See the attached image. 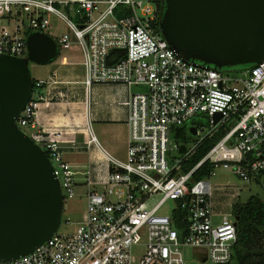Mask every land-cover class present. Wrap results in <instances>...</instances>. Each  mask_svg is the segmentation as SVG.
<instances>
[{
    "label": "built area",
    "instance_id": "1",
    "mask_svg": "<svg viewBox=\"0 0 264 264\" xmlns=\"http://www.w3.org/2000/svg\"><path fill=\"white\" fill-rule=\"evenodd\" d=\"M164 1L0 0V55L25 58L28 35L54 38L50 27L56 18L77 43L87 88L108 82L141 88L127 102L126 159L105 154L107 177L100 191L88 193L82 219L32 253L0 264H187L186 248L205 253L210 264L232 261L236 220L217 213L211 178L222 169L264 192V62L232 71L183 59L160 32ZM56 42L59 50L68 48L70 37L63 34ZM46 83L36 81L16 125L55 162L64 203L75 196L74 173L62 158L60 135L39 129L36 117L48 97L40 92ZM197 117L207 120L204 133ZM193 119L197 139L192 146L181 144L176 134ZM218 135L185 171L203 141ZM206 162L210 176L194 180ZM154 196L160 199L149 207ZM168 201L174 208L160 215ZM178 209L184 212L181 230L173 218Z\"/></svg>",
    "mask_w": 264,
    "mask_h": 264
},
{
    "label": "water",
    "instance_id": "2",
    "mask_svg": "<svg viewBox=\"0 0 264 264\" xmlns=\"http://www.w3.org/2000/svg\"><path fill=\"white\" fill-rule=\"evenodd\" d=\"M159 25L163 39L187 61L218 70L264 62V0H165ZM26 47L25 58L0 55V263L45 244L63 212L54 166L16 125L33 91L29 64H50L59 47L38 32L28 35Z\"/></svg>",
    "mask_w": 264,
    "mask_h": 264
},
{
    "label": "crops",
    "instance_id": "3",
    "mask_svg": "<svg viewBox=\"0 0 264 264\" xmlns=\"http://www.w3.org/2000/svg\"><path fill=\"white\" fill-rule=\"evenodd\" d=\"M47 67L49 74L35 80L47 82L40 92H48L47 100L40 104L36 115L39 129L60 135L62 158L74 173L75 196L83 199L86 205L88 193L100 191L107 177L105 154L122 161L126 159L127 102L129 94L138 92V87L108 82L92 83L87 88L79 49L63 56L59 52L57 59ZM189 124V132L193 135L194 119ZM187 125L179 130H185ZM216 211L220 213L217 208Z\"/></svg>",
    "mask_w": 264,
    "mask_h": 264
},
{
    "label": "rangeland",
    "instance_id": "4",
    "mask_svg": "<svg viewBox=\"0 0 264 264\" xmlns=\"http://www.w3.org/2000/svg\"><path fill=\"white\" fill-rule=\"evenodd\" d=\"M52 25H51V31H53V37L57 41L60 36L63 34H67L70 37V46L68 48H61L60 49V56H63L64 54L68 52H74L78 51L77 43L75 39L72 36V33L56 18L51 19ZM50 64L47 65H38L34 63L29 64V71L30 75L33 80H39L41 78L46 77L49 74V68L47 67ZM247 68L245 67H236L229 70H244ZM141 88H137V91H140ZM196 123H199L203 126L201 133H204L206 131V124L207 120L204 117H197L195 119ZM189 125L185 127L184 135L186 137V140L180 141V143H186L187 146L194 145L195 140L197 139L195 135H191L189 132ZM25 132L29 135V131L25 130ZM54 165L55 162L52 161ZM235 186L236 188L241 187L242 189L239 190H233L230 188H225L226 186ZM211 186L214 188L213 195H212V201L217 208V210L220 212V214H232V207L236 203H244L246 202L251 196H257L264 202V192L262 189L255 187V186H246L245 184H241L239 179L222 169H219L216 171V174L214 177L211 178ZM219 187L220 189H218ZM160 199V196H154L152 197V200L149 203V207H151L153 204H155ZM174 202L168 201L164 204V206L159 211L160 215H167L169 214V211H171L174 208ZM85 201L83 199L79 200L78 196H74L72 199H68L63 203V212L61 217V222L58 231L59 232H67L72 230L76 223L79 222L82 219V213L85 212ZM68 221L70 224L68 226L65 225V222ZM184 258L186 260L187 264H210L209 262H206L205 253L199 252L197 250L186 248L183 250ZM232 264H235V261H233Z\"/></svg>",
    "mask_w": 264,
    "mask_h": 264
},
{
    "label": "trees",
    "instance_id": "5",
    "mask_svg": "<svg viewBox=\"0 0 264 264\" xmlns=\"http://www.w3.org/2000/svg\"><path fill=\"white\" fill-rule=\"evenodd\" d=\"M250 67L247 66V68ZM35 83L36 81L33 80L34 88ZM184 131V129L178 131L177 140H184ZM220 137L221 135H218L203 141L185 164V171L193 168ZM211 170V166L206 162L193 174V179L207 178L210 176ZM183 215L184 212L180 209L173 214L175 226L179 230L183 228V224L180 221ZM232 215L238 218L236 222L237 241L234 245L232 261L229 264H232L233 261H235V264H264V202L257 196H251L242 204H234Z\"/></svg>",
    "mask_w": 264,
    "mask_h": 264
}]
</instances>
